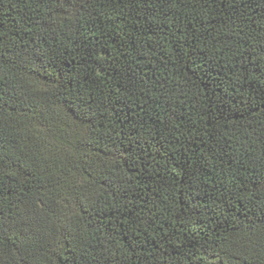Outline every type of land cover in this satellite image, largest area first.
Instances as JSON below:
<instances>
[{"label": "trees", "instance_id": "16d2710c", "mask_svg": "<svg viewBox=\"0 0 264 264\" xmlns=\"http://www.w3.org/2000/svg\"><path fill=\"white\" fill-rule=\"evenodd\" d=\"M0 264H264V0H0Z\"/></svg>", "mask_w": 264, "mask_h": 264}]
</instances>
